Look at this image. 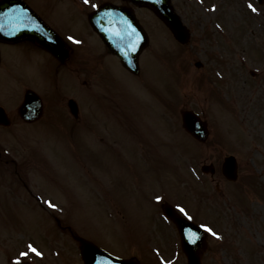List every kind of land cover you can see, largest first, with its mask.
Returning <instances> with one entry per match:
<instances>
[{"label":"rangeland","instance_id":"obj_1","mask_svg":"<svg viewBox=\"0 0 264 264\" xmlns=\"http://www.w3.org/2000/svg\"><path fill=\"white\" fill-rule=\"evenodd\" d=\"M27 1L31 6L36 1L38 9L48 7L43 5L46 0ZM47 1L50 11L48 14L43 11L53 17L48 18L60 30H70L71 35H78L83 40L82 44L77 41L74 45L75 56L67 65L79 84L68 95L80 99L82 108L87 111L89 125L86 124L80 134L74 131L70 135H64L65 132L52 126L47 131L36 128L50 119L48 110L35 123H23L16 112L22 99L23 84L36 83L46 94L57 99L58 94L70 89L75 80L63 72L59 80L51 79L48 67L53 66L52 62L32 59L36 51L28 47L24 48L31 61L21 54H10L14 59L12 70L8 67L9 51L2 49L0 105L6 110L11 124L0 127V176H6V182L0 179V239H10V235L4 236L10 231L4 222L17 223L21 231L10 233L15 234L11 236V244L18 239L17 245L13 246L17 248L11 253L18 252V258L25 251L31 262L44 264L46 256L37 259V254L28 246L24 247L25 240L34 241L36 244L32 245L39 247L40 253L46 254L53 248L67 255L74 253L64 247L73 244L66 218L62 219L64 212H50L41 207L42 211H31L38 207V200L49 205H73L70 213L73 221L76 215L88 227L99 223L105 247L109 245L108 248L117 253L133 248L132 241L140 239V226L145 223L139 213L144 206L150 209L149 205L158 204L154 203L158 194L153 193L155 190L147 189L144 195L133 187L150 188L155 181L148 180L149 176H160L162 188L168 187L170 182L176 183L175 188L180 189L187 202H193L192 208L196 207L195 211L204 209L209 215L203 213L205 220L215 223L214 226L218 225L214 211L220 215L227 212L229 216L217 227L221 226V233L229 235L221 239L230 244L223 251L220 241L213 238L215 227H210L213 231L203 264H264V201L256 198V189L251 186V183L259 182L260 190H264V45H256L257 41H264V2L260 6L255 0H172L191 29L186 45L177 43L150 12L137 9L150 39L149 47L141 57L144 74L137 78L129 76L115 59H109L100 51L92 32L80 25L81 20L86 23L87 11L103 0H83L85 5L81 0H67L66 3L76 8L73 11L63 2ZM74 5L83 6V9ZM206 31L211 32L210 37L205 36ZM241 52L248 56L245 61H242ZM195 61H200L202 67L194 68ZM219 71L226 76L223 82L229 83L226 93L219 88L222 91V94L217 93L220 102L212 96L215 83L221 82L224 87ZM81 83L88 95L81 92ZM110 92L114 99L121 95L122 101H119L122 104L118 102V110L114 100L105 98ZM225 94L227 98L222 96ZM97 100H102V109L97 108ZM104 100L110 106V115L102 114L107 107ZM183 108L199 111L208 121L210 135L205 142L199 143L183 132L180 125ZM116 112L125 115L117 114L120 120L114 119L112 115ZM57 115L60 111L55 107L54 116ZM112 147L114 151L110 150ZM139 153L148 156L145 159L149 160L139 158ZM227 153H236L241 165L242 174L236 184L225 182L219 173L212 182L205 175V182L194 183V176L202 175H194L193 168L202 163L216 164ZM254 174L259 176L258 180L247 179ZM8 176L15 181L21 176H36L32 181L37 187L31 188L33 194L29 186L22 181L19 183L25 192L19 206L13 204L17 197L5 198L3 195L4 188L15 187L8 181ZM48 176L62 178L66 186L58 181L53 187ZM117 176H136L141 182L131 185V180L124 177L121 180ZM218 182L220 186H216ZM66 188L71 193V202L68 197L61 198ZM235 190H239L238 194H234ZM247 195H250L249 202ZM164 198H169L168 194H164ZM170 202L180 203L173 199ZM234 203H238L237 206ZM117 206L119 209L114 208ZM3 210H8L6 218L1 215ZM124 210H131L130 217L116 220L115 211L123 214ZM55 214L61 220L55 218ZM58 219L60 223L64 221V228L59 226L60 223L56 224ZM71 219L67 220L73 227L75 222ZM153 259L148 256L140 263L149 264Z\"/></svg>","mask_w":264,"mask_h":264},{"label":"water","instance_id":"obj_2","mask_svg":"<svg viewBox=\"0 0 264 264\" xmlns=\"http://www.w3.org/2000/svg\"><path fill=\"white\" fill-rule=\"evenodd\" d=\"M132 1L138 5L150 7L176 31L177 37L185 39L186 35L179 32L182 27L178 18L167 12L171 10L168 0H160V2L158 0ZM33 18L36 22H34ZM89 22L109 50L117 54L123 64L130 70L137 71V54L145 46L146 39L145 37L141 38L142 30L131 12L124 7L104 5L89 15ZM0 25H2L0 27V39L13 41L24 37H32L56 55L65 57L64 53L66 50L61 41L37 17L28 12L20 0L0 1ZM46 37H51L54 40H48ZM31 104L34 107L29 109ZM38 106V101L34 94L28 93L25 103L20 107V113L26 120H32L38 113ZM1 117H3L2 113L0 114V121H3ZM182 117L184 126L188 132L199 140L206 138V123L202 122L196 114L191 111H183ZM234 168L235 166L232 162L227 161L223 164L224 172H233ZM182 241L183 249L189 257L188 264H200V253L196 252L194 245L190 244V241L184 235H182ZM86 247V264H134L131 261L113 258L89 245ZM93 254L97 255V259H95L96 255Z\"/></svg>","mask_w":264,"mask_h":264},{"label":"snow or ice","instance_id":"obj_3","mask_svg":"<svg viewBox=\"0 0 264 264\" xmlns=\"http://www.w3.org/2000/svg\"><path fill=\"white\" fill-rule=\"evenodd\" d=\"M86 2H87V0H86ZM249 7L252 8L253 11H257V9H256L252 4H249ZM0 27H2V25H0ZM157 199L159 200V199H161V197H157ZM50 206L53 207V208L56 207V205L51 204V203H50ZM178 207H180V206L178 205ZM180 211L183 212V213L185 214V216H187V213L185 212V210H184L182 207H180ZM190 218H191V217H189V219H190ZM202 227L206 228V230L209 231V232H212V231H213V230H212L211 228H209L207 225H202ZM213 235H217V233L213 232ZM196 237H197V234H196V233H190L189 236H188L189 240H190L192 243H195V241H196ZM28 247L31 249V252H32V253H35V254H37V255H43V253H40V252H39V251H38L33 245L29 244ZM28 255H29L28 252H24V253H21V254H20L21 257H25V258H26ZM17 259H20V257H18ZM166 264H170V262H166Z\"/></svg>","mask_w":264,"mask_h":264}]
</instances>
